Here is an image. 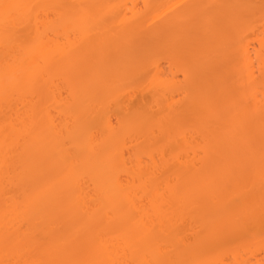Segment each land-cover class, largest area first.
Listing matches in <instances>:
<instances>
[{"label": "bare ground", "instance_id": "1", "mask_svg": "<svg viewBox=\"0 0 264 264\" xmlns=\"http://www.w3.org/2000/svg\"><path fill=\"white\" fill-rule=\"evenodd\" d=\"M116 1L0 0V264H224L264 248V58L244 42L264 25L240 20L252 0ZM125 35L174 38L142 56L118 46L110 65ZM218 66L232 75L201 94Z\"/></svg>", "mask_w": 264, "mask_h": 264}, {"label": "rangeland", "instance_id": "2", "mask_svg": "<svg viewBox=\"0 0 264 264\" xmlns=\"http://www.w3.org/2000/svg\"><path fill=\"white\" fill-rule=\"evenodd\" d=\"M108 1V0H107ZM119 1V2H118ZM124 0H117L116 1V3L118 2V3H122ZM166 1H169V0H161L160 2H166ZM238 0H234V2L236 3ZM139 2L141 3V5H140V12H145V6H144V4H143V0H139ZM252 4H249L247 7L248 8H243V7H240V11H241V13H240V20L242 21V22H246V24H252V23H258L259 24V27L261 28L263 25H264V0H252ZM114 3V2H113ZM112 3V4H113ZM115 3V4H116ZM117 3V4H118ZM229 3H233V2H229ZM109 4H107V6H108ZM106 6V7H107ZM157 7V6H156ZM95 8V7H94ZM97 8V7H96ZM91 9V8H90ZM93 9V8H92ZM98 9V8H97ZM100 10V9H99ZM63 11V10H62ZM61 11V12H62ZM95 11H97V10H95ZM101 12H103L102 10H100ZM106 11V10H105ZM139 11V10H138ZM101 12H99V13H96V14H98V15H100L99 17H101L102 15H104V12H103V14L101 13ZM93 13V12H92ZM231 13H234L233 11H231L230 13H228V15H227V17H228V19H229V17H230V14ZM94 14V13H93ZM151 15L153 16V17H155V20H153V22H155V21H157L158 20V17H157V15H158V13L156 12V10H155V8L152 10V12H151ZM93 16V15H92ZM94 16H95V14H94ZM98 17V16H97ZM97 17H95V18H97ZM211 17H213V16H211ZM52 20H56L57 19V16L56 15H52ZM205 18V19H204ZM204 19V20H203ZM206 19H208V17H204V16H202L199 20H201L202 22L201 23H196V24H190L191 26H193V25H196V26H204V22L203 21H207ZM108 24L106 25L107 27H106V30L107 31H109L111 28H113V24H112V21H111V17H109V19H108V21H106ZM190 25H187V29L188 28H190ZM257 25V24H256ZM183 28V27H182ZM226 28L227 29H230V27H228V26H226ZM258 28V27H257ZM260 28H258V29H260ZM264 29L262 28L261 30H259L260 32H258V35H255V34H252V35H250L249 37H247L245 40H244V42H249V43H251L252 44V46L255 48V49H257V50H262V52H261V57L262 58H264V49H261V47H260V42H264V31H263ZM190 31V30H189ZM258 31V30H257ZM249 34H251V33H249ZM248 34V35H249ZM111 35V34H110ZM112 37H113V35H112ZM172 38H174V37H172ZM172 38H167V37H164V38H161V39H159V40H148V39H146V38H139V37H137V36H134V35H129V36H120V37H118V38H113V41H111L110 43H108V52L110 53V55L108 56L109 57V61H110V65L114 62L113 60H115V59H111V57H115V55H114V53H113V51L119 46L121 49H122V51L124 52L125 50H127L128 48H130V47H132V48H135V50L138 52V55L139 56H142V55H140V53H146L147 51H150V52H152V48H154L156 45H164V44H167L168 42H170L171 40H172ZM263 40V41H262ZM100 47V46H99ZM102 49V48H101ZM104 49V48H103ZM125 53V52H124ZM120 59H118L117 58V61H119ZM113 61V62H112ZM112 62V63H111ZM119 63V62H118ZM161 63L163 64V67H164V70H165V73L167 74H165V77H167V79L166 80H172L173 78H174V76H177V81H178V85L179 86H182V85H184V78H183V76L181 75V74H179L178 73V70L176 69V68H173V69H171L170 68V65L168 64V62L166 61V60H161ZM114 66H116V64L114 63L113 64ZM120 66H122V65H120ZM119 67V66H118ZM116 69H120V67L119 68H117V67H115ZM122 68V67H121ZM98 71V70H97ZM93 73V72H92ZM94 73H96L95 71H94ZM98 73V72H97ZM117 75H120V77L119 78H123L124 80H130V78L129 77H126L125 76V74H122L121 72H119V74L118 73H116ZM263 75H264V73H262ZM115 75V74H114ZM232 75V73H230V72H224V69H223V66H218V67H215L211 72H209V73H207L206 75H203V76H200L199 77V79H198V83L201 85V88H202V90H200V92H201V94H204V93H206L207 91H208V88H211V86H214V87H217L218 85H221L222 83H223V79L225 78V80H228L229 79V77ZM89 76L91 77H93V75L92 74H90V75H86V77H87V79L89 78ZM113 76V75H112ZM260 76V73L258 74V77ZM92 77H91V80H92ZM115 77V76H114ZM118 77V76H117ZM129 78V79H128ZM263 76L261 75V77H259V80H260V82L261 81H263L264 82V80H263ZM118 79V78H117ZM122 79V80H123ZM88 80H90V79H88ZM145 81H146V79L145 78H143V79H139V80H137V82H136V84L133 86L136 90L137 89H141V86H143V84L145 83ZM184 88V87H183ZM262 90V89H261ZM260 90V92H262ZM138 94V96H140V94L139 93H137ZM185 95V97H186V93L184 94ZM181 96H183V94L181 95ZM180 96V97H181ZM183 98V101H184V96L183 97H181V99ZM180 98H177V100H179ZM146 100L149 102V104L150 103H152V99H151V95L150 94H146ZM185 100H187V98L185 99ZM180 101V100H179ZM188 101V100H187ZM181 102H182V100H181ZM183 103H185V102H183ZM182 103L181 104H179V105H176V107H177V109H182ZM184 105V104H183ZM185 106V105H184ZM150 107H152V109L150 110V115L152 116V117H155V116H158L159 114H158V112H160V111H158V110H160V109H158V107H156L154 104H151V106ZM162 108H164V104L162 105ZM186 112V111H185ZM188 112H190L189 110H188ZM164 115H166V114H164ZM189 115H190V113H189ZM189 118V117H188ZM187 121H188V119H187ZM190 123H191V121H190ZM189 123V124H190ZM194 123L196 124V122L194 121ZM194 123H191V125L190 126H192ZM186 125V124H185ZM194 126H196V125H194ZM188 127V126H187ZM186 128V127H185ZM190 129L188 130L187 128H186V131L188 130L189 132H191V127H189ZM194 129V128H193ZM193 131V130H192ZM199 138V137H198ZM200 139V138H199ZM264 139V138H263ZM200 140H202V139H200ZM200 140L198 141V143L200 142ZM263 142H264V140H263ZM200 143H202V142H200ZM127 157H130L131 159H133V157H132V151H131V156H127ZM255 157H258V155L257 154H255V156L253 157V158H255ZM158 161H159V163H160V158L158 159ZM131 164V163H130ZM130 166H132V165H130ZM178 170V167H175L174 165H172V163H170L169 164V167H166V169H164L163 170V172L162 173H159L158 174V177L156 178V180H159V181H161V180H163L164 178H166V177H168V176H170L173 172H175V171H177ZM257 233H258V229H255V230H252L251 231V233H250V235L248 236V238L249 239H251V238H253V237H255V235H257ZM252 245V244H251ZM232 247V246H231ZM229 248H230V246H229ZM233 248V247H232ZM242 248H244V247H242ZM242 248L240 249V248H238V249H240V251H239V254H238V249H237V251L235 250V252L233 253L234 254V256H233V254L232 253H225V254H227L226 255V257H225V262H224V264H254V263H252V262H255V260L256 259H253L254 257H259V258H262L263 259V257H264V248H262V247H258V248H253V247H250L251 248V250H248V251H243L242 250ZM249 248V249H250ZM248 249V248H247ZM237 252V253H236ZM239 255V257H240V259H237V260H235L236 259V257H238V255ZM237 255V256H236ZM254 255V256H253ZM257 255V256H256ZM251 259H253V261L251 260ZM256 264V263H255Z\"/></svg>", "mask_w": 264, "mask_h": 264}]
</instances>
